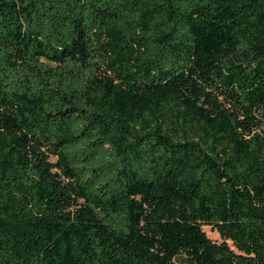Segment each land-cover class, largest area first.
<instances>
[{
    "label": "trees",
    "instance_id": "16d2710c",
    "mask_svg": "<svg viewBox=\"0 0 264 264\" xmlns=\"http://www.w3.org/2000/svg\"><path fill=\"white\" fill-rule=\"evenodd\" d=\"M253 120L264 0H0V264H264Z\"/></svg>",
    "mask_w": 264,
    "mask_h": 264
},
{
    "label": "rangeland",
    "instance_id": "374dc122",
    "mask_svg": "<svg viewBox=\"0 0 264 264\" xmlns=\"http://www.w3.org/2000/svg\"><path fill=\"white\" fill-rule=\"evenodd\" d=\"M202 104H204V106L209 109L211 107L214 106L215 101L213 99H209L207 100L205 103L203 102ZM247 127H252L251 130H248ZM244 132L246 135H250L253 132H261L262 130H264V124L259 123L255 120L253 121H245L244 122V128H243ZM52 161H54V159H52ZM204 233L206 234V236L212 240L217 242L218 241V236L216 232H213L210 227L204 226L203 228ZM174 264H181L180 261H176Z\"/></svg>",
    "mask_w": 264,
    "mask_h": 264
}]
</instances>
